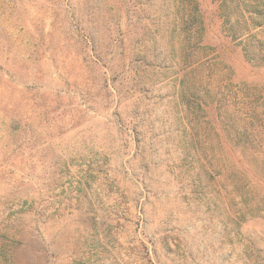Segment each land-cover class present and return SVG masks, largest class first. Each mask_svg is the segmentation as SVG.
I'll return each mask as SVG.
<instances>
[{
    "label": "rangeland",
    "instance_id": "obj_1",
    "mask_svg": "<svg viewBox=\"0 0 264 264\" xmlns=\"http://www.w3.org/2000/svg\"><path fill=\"white\" fill-rule=\"evenodd\" d=\"M0 264H264V0H0Z\"/></svg>",
    "mask_w": 264,
    "mask_h": 264
},
{
    "label": "trees",
    "instance_id": "obj_2",
    "mask_svg": "<svg viewBox=\"0 0 264 264\" xmlns=\"http://www.w3.org/2000/svg\"><path fill=\"white\" fill-rule=\"evenodd\" d=\"M187 4V2H186ZM184 22H183V27L181 29H183V31L186 33V40L185 43L183 44V46H180L179 49V53H180V60L183 64H189L188 61L189 59H191L192 57H194V55L197 53L198 50L203 48V45H201V34H202V20L200 17V12L199 9L197 7L196 2L194 1H190V6H186L184 5ZM223 26L224 29L227 30V32L229 33V35L232 37V23L230 20V16L229 13L224 15V21H223ZM178 42V41H177ZM175 42V44L178 43ZM207 61L201 63L200 61H193L191 63V66H195L199 67L200 65H204ZM190 65V64H189ZM194 67L191 68V70H188L184 73H182L179 77V75H177V79L179 81V89H180V95L181 97H185L188 98L190 100H192V102L197 101L200 98V89L203 86V84L201 83V78L196 80V78L194 77V75H192V73L194 72ZM206 77H211L210 74H206ZM208 94V93H207ZM219 94V93H217ZM223 96L217 98V95H215V98H217V103H218V109L219 112L222 111V109L227 105V96L225 93H222ZM226 98H225V97ZM197 104V103H196ZM199 105V104H198ZM199 110V107H198ZM201 110V109H200ZM192 115H194L195 113L192 112ZM196 116V115H195ZM220 116V115H219ZM244 141L243 142H247V135H243L241 137Z\"/></svg>",
    "mask_w": 264,
    "mask_h": 264
}]
</instances>
